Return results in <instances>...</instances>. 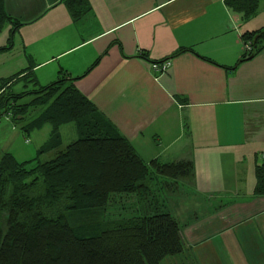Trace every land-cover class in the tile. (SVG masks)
<instances>
[{
	"label": "crops",
	"instance_id": "1",
	"mask_svg": "<svg viewBox=\"0 0 264 264\" xmlns=\"http://www.w3.org/2000/svg\"><path fill=\"white\" fill-rule=\"evenodd\" d=\"M84 1L75 21L61 0H3L22 23L7 47L24 61L15 73L26 69L37 86L70 79L145 161H193L190 195H201L202 210L170 207L186 223L190 264H264V196L253 194L264 161V48L238 62L242 33L264 28V0L249 17L225 0ZM46 125L48 140V123L27 133Z\"/></svg>",
	"mask_w": 264,
	"mask_h": 264
},
{
	"label": "trees",
	"instance_id": "2",
	"mask_svg": "<svg viewBox=\"0 0 264 264\" xmlns=\"http://www.w3.org/2000/svg\"><path fill=\"white\" fill-rule=\"evenodd\" d=\"M61 1L72 20L88 11L84 0ZM259 1L225 0L244 17L256 12ZM21 24L0 0V32L7 28L0 50ZM241 38L251 49L238 62L264 48V28L244 31ZM22 79L34 88L21 84L8 90ZM69 80L37 86L26 69L0 80V115L14 121L27 109L42 108L21 131L43 123L51 127L32 158L0 153V264H161L182 254L186 223L172 213L168 198L191 194L193 161L143 160ZM26 96L29 101L16 103ZM66 123L76 138L63 144L59 127ZM255 178L253 194L264 196V161L255 166ZM107 214L112 219L105 221Z\"/></svg>",
	"mask_w": 264,
	"mask_h": 264
},
{
	"label": "rangeland",
	"instance_id": "3",
	"mask_svg": "<svg viewBox=\"0 0 264 264\" xmlns=\"http://www.w3.org/2000/svg\"><path fill=\"white\" fill-rule=\"evenodd\" d=\"M7 28L4 27L0 32V47L7 44ZM245 43V42H243ZM11 49H1L0 50V80L5 79L7 77L13 76L15 72L24 67V61L17 65L16 58H12L17 56L16 52ZM24 59V57H23ZM18 85L14 84L9 89L13 88L14 91H17L22 88L21 84L26 85V89L34 88L29 82H24V79L17 82ZM63 85H61L62 87ZM29 99V96L23 97L21 100ZM16 101V103L22 101ZM42 108L37 109H27L25 117L22 119H15L14 121L10 120V116L8 115H0V153L2 152H10L13 156L18 160H26L30 159L35 155L36 149L46 140L48 136V125L42 127L39 130H33L31 133L23 134L21 131V126L25 125L31 120H36L38 117V113ZM60 141L64 144L69 142L72 139L76 138V134L74 131V127L71 123L63 124L59 127ZM188 199H181L179 201L176 200L175 195H170L168 198L169 204L173 206L176 211H181L186 207H194L195 210L199 213L202 208L200 206L204 205V201L200 198L192 197L189 195ZM198 197V196H197ZM178 198V197H177ZM204 198V197H203ZM179 199V198H178ZM178 207V208H177ZM100 216L98 213L93 214V218L98 219ZM111 220L112 217L107 214L105 217L106 220ZM190 256L185 252H182L180 255L170 256L165 258L161 264H190L188 258Z\"/></svg>",
	"mask_w": 264,
	"mask_h": 264
},
{
	"label": "built area",
	"instance_id": "4",
	"mask_svg": "<svg viewBox=\"0 0 264 264\" xmlns=\"http://www.w3.org/2000/svg\"><path fill=\"white\" fill-rule=\"evenodd\" d=\"M251 49V46L249 43H244V51L245 52H249ZM168 66V62L167 61H163L161 62L160 64H153V68L157 71V72H162V71H165V69L167 68Z\"/></svg>",
	"mask_w": 264,
	"mask_h": 264
}]
</instances>
